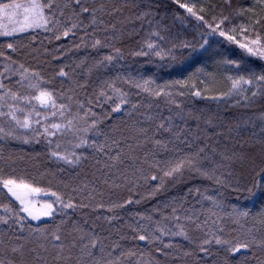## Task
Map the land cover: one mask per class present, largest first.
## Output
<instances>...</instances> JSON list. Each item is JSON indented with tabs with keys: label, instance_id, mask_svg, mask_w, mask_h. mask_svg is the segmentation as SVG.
I'll use <instances>...</instances> for the list:
<instances>
[{
	"label": "trees",
	"instance_id": "obj_1",
	"mask_svg": "<svg viewBox=\"0 0 264 264\" xmlns=\"http://www.w3.org/2000/svg\"><path fill=\"white\" fill-rule=\"evenodd\" d=\"M50 3L51 9H44L49 17L46 27L0 35V82L5 85L0 89L4 96L0 111L9 112V105L23 108L16 112L20 118L35 106L34 97L48 91L57 105L70 106L67 117L74 118L79 131L60 133L50 141L25 142L10 117L0 116V127L11 132L0 134V217L8 219V224H0L4 241L0 259L12 258L11 247L19 245L31 249L45 244L51 250L52 243H59L51 238L57 225L62 238L78 225L98 238V248L93 249L97 257L103 246L104 255L113 252L111 259L120 257V264H257V258L264 260V251L255 247L231 253L213 242L210 255L197 247L209 231L233 245L253 235L264 237V81L258 80L264 76V4L258 0H231V7L225 0ZM82 7L90 11L82 12ZM93 9L96 24L91 22ZM247 9L251 11L236 14ZM224 16L229 20L220 24ZM258 18L262 22L256 25ZM73 23L78 26L65 36ZM242 44L262 52L252 55ZM109 56L111 60L106 59ZM61 69L67 75L60 76ZM22 74L26 78L20 83ZM241 77L234 90L233 81ZM9 90L27 96L30 103L12 100L5 95ZM197 91L199 97L194 95ZM117 105L119 111H113ZM77 137L105 149L75 147L80 142ZM156 140L167 148L155 145ZM201 148L205 166L215 168L222 183L187 166L173 177L164 176ZM119 149H123V164L105 167L111 164L108 156ZM53 152L70 159L74 152L81 161L68 164ZM222 154L235 155L224 160ZM9 179L52 191L53 218L30 221L16 196L9 197L5 190L3 181ZM69 202L76 207L64 208ZM187 217L202 228L196 229ZM178 225L190 239L171 234L180 230ZM37 228L47 230V241L36 239ZM140 235L146 239L140 240ZM70 255V264H77L79 246Z\"/></svg>",
	"mask_w": 264,
	"mask_h": 264
},
{
	"label": "snow or ice",
	"instance_id": "obj_2",
	"mask_svg": "<svg viewBox=\"0 0 264 264\" xmlns=\"http://www.w3.org/2000/svg\"><path fill=\"white\" fill-rule=\"evenodd\" d=\"M75 3L77 5L81 4V0H75ZM225 3L229 5V7H231V0H225ZM258 3L260 4H264V0H258ZM3 7L5 9L8 8H15V9H23L25 13H32V20L35 23L36 27H46V25L49 23V17L45 16L44 13V9L48 8L49 10L51 9L52 5L50 3V0H44V2L42 3L41 0H30V3L28 4H4ZM181 8H187V11L189 13H191L193 16H197V14L195 12H193V9L190 7H187V5L185 4H180ZM82 12H89L90 10L86 7H82L81 8ZM92 11V24H96V10L93 9ZM244 11H251V9H247V10H239L236 14L237 15H242ZM26 19L28 18L27 16L25 17ZM77 18H78V14H77ZM197 19L199 20H203L202 16H197ZM229 20V16H224L221 20H220V24H224L226 21ZM262 20L260 18L255 19L254 20V24L259 25L261 24ZM54 23H58V21H54ZM78 25L76 23H73L71 28H69L67 31L64 32V35L67 36L68 32L71 31L72 29L76 28ZM219 24L217 25V28H219ZM23 30V29H21ZM234 31V29H233ZM0 35H12V32H7V31H3L0 32ZM221 36L225 35V32L221 31L220 32ZM57 39H59V36H57ZM228 39L231 40L233 39V37L228 36ZM100 41H96V44H99ZM252 43H258V41H252ZM13 45L12 44H8V48H12ZM148 47L151 49L153 48V45L150 43L148 44ZM240 47L245 48L247 47L246 45H240ZM247 51L249 53H251L252 55H256V52L253 51L252 48H248ZM138 55L141 53H137ZM159 54V53H157ZM0 55H3V53H0ZM106 59L111 60L112 57H107ZM21 67L23 68V65H21ZM25 72H27V69H25ZM34 76L38 75L36 73H33ZM60 76H65L67 75V73H65L63 71V69H61ZM26 77L22 74L21 75V81L20 83H22V81L25 79ZM241 80H243V77H241L240 80H234L232 83V87L234 90H237ZM259 81H264V76H260L258 77ZM245 84H250L251 81L250 80H244L243 81ZM29 88H34L37 87V85H32L29 84L28 85ZM137 87H140L139 85H137ZM5 88V85L0 82V89ZM147 90V89H145ZM5 95H10L12 100H21V101H25V102H29V98L27 96H23V95H18L17 92L14 91H7L5 93ZM101 95H104L103 93H101ZM195 96H200L201 93L199 91L194 93ZM253 95H255V93H253ZM34 99L38 100L40 102V104L42 106H46V107H50L52 109H56L57 108V104H56V100L53 98V94L51 92L48 91H41L39 96L34 97ZM69 100L72 99V97L68 98ZM4 100V96H0V101ZM122 102H125L122 100ZM3 105L0 104V108H2ZM9 112L4 113L3 111H0V116H5L7 115L8 117L11 118L12 121L15 122V124L21 128H30L31 127V122L29 120V116L35 114V116L38 118L36 119L35 123L36 124H40L41 120L39 119V117L41 116L40 111L36 110V107L33 105L32 106V110L28 113V116H26L23 120H20L17 118L16 112L20 111L23 112L24 109L23 108H19L16 107L14 105H9ZM80 107H83V105L81 104ZM133 107L135 108L136 106L133 105ZM177 107H179V105H177ZM66 111L69 112L70 114V106L69 105H65V104H60L59 105V115L61 118L65 117V113ZM113 111H119V105H117L116 108L113 109ZM57 115L56 111H52L51 112V116L55 117ZM44 120H48L49 117L46 115L43 117ZM210 123V121H209ZM160 128L164 127V124L161 123L159 125ZM51 129V131L49 130ZM79 131V129L76 127V125L74 124V118L73 119H68L66 123H50L48 126L44 127V131L43 134L44 135H51V136H55L58 132L60 133H72L73 135H76V133ZM84 131H87V129H84ZM140 132H146V129H140ZM0 134H5V135H11V132L5 133V129L3 127H0ZM0 138H2V136H0ZM78 139H80V142L78 144L75 145V147H93L94 149L103 152L105 149L104 145H95L93 144H89L87 140L82 139L77 137ZM25 142H27V140H25ZM119 141H113L114 145H119ZM155 145H157L158 147L162 148V149H166L167 145L162 143L159 140L155 141ZM57 147H59V145H57ZM129 147L131 148V145H129ZM204 149L201 148L199 150V152L194 155V156H188L185 157V159L181 160L179 163L175 164L174 166L170 167L168 171L164 172V176L167 177H173L175 174L180 173L182 171V169H184L186 166L188 168L189 171H195L197 174H199L200 176L206 177L208 179H215L217 183H222V181L220 180V178L218 176H216V169L215 168H208L205 166L203 158L201 157V154L204 153ZM109 152H111V148L109 147ZM122 154H123V149H119V151H117L116 155H109L108 156V160L111 161V164L106 163L105 167L107 168H115L117 164H123V159H122ZM53 156H57L59 159L64 160L65 163L68 164H79L81 161V156L76 155L74 152L71 153V156L73 157L72 159L69 158L68 155H59L57 152H53L52 153ZM235 154H233V156H228V155H224L222 154V158L224 160H232ZM135 159V158H133ZM153 180L158 179L157 176H152ZM162 181V178H160ZM15 181L14 180H4L3 181V186L5 188H8V191L12 193V195L16 196L17 199H21L13 190L11 187H9L10 185H15ZM32 191H39V189H32ZM59 199V198H58ZM208 199H211V197H208ZM131 201H129L130 203ZM21 203H23V200H21ZM215 203V202H214ZM86 206V205H81ZM120 205H113V207H118ZM46 207H48L49 209H51V205H47ZM76 205L72 204L71 202L64 204V208H75ZM25 212H28V208H24L23 209ZM111 210V209H109ZM7 211V208H6ZM176 212V209L173 208V213ZM29 215H32L31 212H29ZM44 215H50V212H46L44 213ZM213 215H215V213H213ZM242 215L247 216L248 213H242ZM23 217L20 218V221H23ZM33 219H39V217L33 216ZM177 221H179V217H176ZM186 219H188L190 222L195 224L196 229H201L202 225L198 222H196L195 220H193V218L191 217H187ZM61 223H64V221H61ZM0 224H8V219L0 217ZM30 227V226H29ZM179 227V231L178 232H173L171 233L172 235H180L183 236L184 239H190V237L187 234V231L185 230V228L182 225H178ZM241 227H243V225H241ZM22 230V229H21ZM35 233H39V235L36 237L37 240L43 239L45 241L48 240V235L46 234V229L45 228H37L35 230H33ZM220 231H222V229H220ZM249 233L252 232L251 229L248 230ZM74 233H79L78 236L73 235ZM51 238L52 241H56L59 243H52L51 246V250L45 245V244H38L37 247L31 248V249H26L24 245H19V246H14L11 247V253L13 254L12 258L10 259H0V264H49V258H51L52 264H70V261L72 259L70 253L72 252L73 249H76L79 246V251H80V255L76 258L77 259V264H120V257H117L115 260L111 259L113 252H108L107 256L104 255V248L103 246L99 247V252H100V256L97 257L95 255V253L93 252V249H97L98 245H99V240L98 238H94L92 237V234L90 233H85L84 230L82 228H80L78 225H73L72 230L67 234V236L62 238V235L60 234V226L57 225L56 227V231L51 233ZM87 238V242H84L85 239ZM67 239L69 242L67 244L64 243V240ZM140 240H145L146 237L144 235H140L139 236ZM213 242L216 245H222V246H226L225 250L227 252H231V253H236L239 252L241 249H250L252 247L258 248L261 251H264V237L261 238H257L256 236H252V238L250 240H246L243 243H237L235 245L232 244L231 241L228 240H223L221 239L219 236L216 235V233L214 232H205L204 234V238L201 240V242L197 245V247L199 248L200 252L205 253L206 255H210V251H209V247L213 244ZM4 248V241L3 239H0V249ZM67 250V251H66ZM191 253H185V255H190ZM122 255V254H121ZM253 256L255 257V253H253ZM28 257H31V259H28ZM225 264H227V262H225ZM257 264H264V260H260L259 258H257Z\"/></svg>",
	"mask_w": 264,
	"mask_h": 264
},
{
	"label": "rangeland",
	"instance_id": "obj_3",
	"mask_svg": "<svg viewBox=\"0 0 264 264\" xmlns=\"http://www.w3.org/2000/svg\"><path fill=\"white\" fill-rule=\"evenodd\" d=\"M17 3L26 5L30 3V0H8V2L0 3V32L7 31L12 32V34H14L17 32H23L34 28H39L35 26V23L32 20V13H25L23 9H5L3 7L4 4ZM26 16L28 17L27 19L25 18ZM246 48L248 49L252 47L247 46ZM252 49L253 51H257L258 53L261 51L256 49L255 47H253ZM35 107L36 110L40 111L41 113V116L39 117V119L41 120L40 124L35 123L36 119H38L35 114L28 117L31 122V127L27 129L17 126L15 122L11 120V118H9V122L13 125L14 129L22 131V138L24 140H27L28 142L50 141L56 135L60 134V132H58L55 136L44 135V127L48 126L50 123L53 122L62 124L66 123L68 120L67 111L65 113V117L61 118L59 115V105H57L56 109H52L50 107L42 106L40 102L36 100ZM52 111H56L57 115L55 117L51 116ZM29 112L25 113L20 118L17 116V118L23 120L26 116H28ZM46 115L49 117L48 120L43 119V117ZM49 130L51 131V129ZM15 182V185L9 186L14 192H27V196L18 199L16 203L22 209V212L30 221L34 223H41L53 218L56 209L55 205L53 204V200L55 197L52 191L43 187H35L21 181ZM32 189H39V191H32ZM5 190L8 192V195L10 197L12 193L8 191V188H5ZM21 200H23V203H21ZM47 205H51V209L46 207ZM25 207L28 208V212H25L23 210ZM29 212H31L32 215H29ZM46 212H50V215H44V213ZM33 216L39 217V219H33Z\"/></svg>",
	"mask_w": 264,
	"mask_h": 264
},
{
	"label": "water",
	"instance_id": "obj_4",
	"mask_svg": "<svg viewBox=\"0 0 264 264\" xmlns=\"http://www.w3.org/2000/svg\"><path fill=\"white\" fill-rule=\"evenodd\" d=\"M21 198L27 196V192H20V194H18Z\"/></svg>",
	"mask_w": 264,
	"mask_h": 264
}]
</instances>
